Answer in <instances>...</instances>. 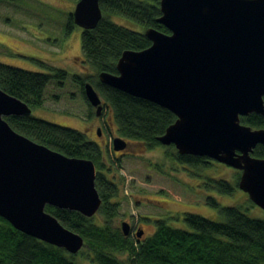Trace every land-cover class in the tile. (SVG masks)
I'll return each mask as SVG.
<instances>
[{
  "label": "water",
  "instance_id": "water-1",
  "mask_svg": "<svg viewBox=\"0 0 264 264\" xmlns=\"http://www.w3.org/2000/svg\"><path fill=\"white\" fill-rule=\"evenodd\" d=\"M159 7L157 22L169 33L145 29L151 44L123 51L117 74L101 72L99 81L170 111L175 120L158 142L238 170V188L264 211V158L252 156L264 145V128L240 122L251 113L264 115V0H160ZM72 17L76 26L93 29L101 18L99 0H78ZM84 95L99 116L102 99L88 82ZM31 111L0 89V217L26 235L76 254L83 237L45 206L93 217L102 203L95 165L32 141L4 119ZM126 146L122 137L111 141L114 152ZM121 231L127 236L130 225L123 221Z\"/></svg>",
  "mask_w": 264,
  "mask_h": 264
},
{
  "label": "trees",
  "instance_id": "trees-1",
  "mask_svg": "<svg viewBox=\"0 0 264 264\" xmlns=\"http://www.w3.org/2000/svg\"><path fill=\"white\" fill-rule=\"evenodd\" d=\"M73 1L76 3L78 0ZM159 2L99 0L100 20L93 29H82L81 35L83 63L89 67L90 72L72 76L89 109L92 106L84 95L86 82L94 87L104 101L103 112L106 108L112 111L117 134L126 141L143 144L146 149L162 146L157 137L175 120V116L153 102L102 84L98 74H117L116 62L123 51L147 48L151 42L144 35L145 29L153 28L169 33L157 22L161 16ZM112 15L131 20L142 30L136 31L114 23ZM74 26L72 13H69L67 32ZM48 67L46 73H40L0 63V89L31 109L41 107L46 85L53 80L62 85L68 77L67 72ZM4 119L13 130L34 142L68 157L85 158L94 163L95 188L102 200L97 211L99 222L74 210L45 206V211L55 216L64 227L83 237L84 249L77 254L88 260V264H264V219L251 218L238 206H220L214 197L202 192L232 194L238 187L240 172L236 174L235 187L224 178L202 177L199 168L209 167L211 159L181 155L173 145L164 146L165 154L170 159L194 168L195 173L190 174L199 179L198 188L202 189L194 191L187 184L171 177L168 196L190 203L202 202L217 208L221 220L185 213L183 220L187 229L173 228L164 220L157 219L150 235L137 238L129 233L125 236L113 223L119 209V202L113 199L118 197L120 189L115 173L119 165L117 158L111 155V145L105 157L100 147L79 130L32 115H10ZM240 122L252 128H264V115L251 113L240 117ZM252 156L264 158V145H257ZM77 254H70L63 248L26 235L0 217V264H81L76 261Z\"/></svg>",
  "mask_w": 264,
  "mask_h": 264
},
{
  "label": "rangeland",
  "instance_id": "rangeland-1",
  "mask_svg": "<svg viewBox=\"0 0 264 264\" xmlns=\"http://www.w3.org/2000/svg\"><path fill=\"white\" fill-rule=\"evenodd\" d=\"M74 6L73 0L0 2V63L40 73H46L48 66L67 72L68 77L62 85L54 80L46 85L43 105L32 109L31 115L83 132L88 140L100 147L106 157L112 139L120 136L115 122L111 124L112 131L109 135L102 128L101 135L98 136L96 128L99 121L95 116V109H89L81 96L78 83L72 79L73 75L90 72L82 58V28L74 26L67 32L68 15L72 13ZM111 20L132 30H142L138 24L122 16L112 15ZM103 113L108 120L112 116L110 108H106ZM164 148L162 145L146 149L136 141L129 143L121 151L122 154L113 152L110 148L111 155L117 158L119 165L115 173L120 189L118 197L113 199L114 202H119L118 215L113 223L120 228L123 221L127 222L133 236L138 231H142L141 238L150 235L157 219L164 220L173 228L187 229L183 220L185 213L221 220L217 208L202 202L190 203L168 196L171 177L187 184L194 191L202 189L198 188L199 179L190 174L195 173L194 168L170 159ZM210 161L209 167L199 168V174L202 177L224 178L235 187L239 171L214 160ZM202 192L214 197L220 206H238L247 216L264 219V211L250 203L247 194L238 187L232 194ZM93 218L95 222H99L97 213ZM76 261L88 264V260L82 255L77 254Z\"/></svg>",
  "mask_w": 264,
  "mask_h": 264
},
{
  "label": "flooded vegetation",
  "instance_id": "flooded-vegetation-1",
  "mask_svg": "<svg viewBox=\"0 0 264 264\" xmlns=\"http://www.w3.org/2000/svg\"><path fill=\"white\" fill-rule=\"evenodd\" d=\"M103 103V106H104V102H102ZM103 109V108H102ZM96 116V115H95ZM97 120L99 121V125L97 126V128H96V131H97V133H98V136H100L101 135V133H100V130L102 129V128H104L106 131H105V133L106 134H110L111 133V124L114 122V118H113V115L112 116H110V121L108 120V118L106 117V115L103 113V110H102V113L99 115V116H97ZM108 134V135H109ZM129 143H131L130 141H127V146H128V144ZM126 146V147H127ZM123 151V150H122ZM114 152V151H113ZM117 153H120V154H122V152L121 151H119V152H117Z\"/></svg>",
  "mask_w": 264,
  "mask_h": 264
},
{
  "label": "bare ground",
  "instance_id": "bare-ground-1",
  "mask_svg": "<svg viewBox=\"0 0 264 264\" xmlns=\"http://www.w3.org/2000/svg\"><path fill=\"white\" fill-rule=\"evenodd\" d=\"M66 228V227H65ZM120 229H121V227H120ZM77 254V253H76Z\"/></svg>",
  "mask_w": 264,
  "mask_h": 264
}]
</instances>
